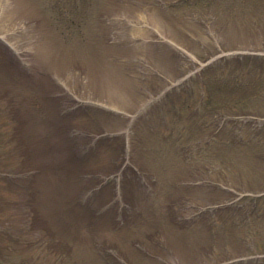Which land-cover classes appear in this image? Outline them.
<instances>
[{"label": "rangeland", "instance_id": "374dc122", "mask_svg": "<svg viewBox=\"0 0 264 264\" xmlns=\"http://www.w3.org/2000/svg\"><path fill=\"white\" fill-rule=\"evenodd\" d=\"M0 264H264V0H0Z\"/></svg>", "mask_w": 264, "mask_h": 264}]
</instances>
